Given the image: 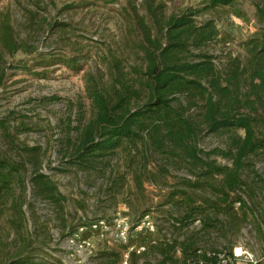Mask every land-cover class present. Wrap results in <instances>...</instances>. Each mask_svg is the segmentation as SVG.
<instances>
[{
    "label": "rangeland",
    "instance_id": "1",
    "mask_svg": "<svg viewBox=\"0 0 264 264\" xmlns=\"http://www.w3.org/2000/svg\"><path fill=\"white\" fill-rule=\"evenodd\" d=\"M93 1L0 0V15L9 18L15 40L25 46L23 53L5 57L1 67L4 78L0 80V121L6 130L0 128V149L22 164L26 192H20L15 185L11 196L0 201V263L12 259L18 249L25 247L24 255L31 257V264H77L79 250L70 242L71 238L80 227L104 221L108 230L88 231L84 235L91 243V249L86 252L88 264H120L126 250L117 237L120 229L114 227V223H127L129 240L140 244L144 233L139 234L135 228L147 215L156 229V234L150 235L151 241L176 242V258L182 257V243L191 246L192 251L218 254L245 244L262 257L264 154L246 161L240 174L242 186L231 195L228 205L212 190H197L194 207L199 206L203 198L218 204L188 219L189 204L181 203L180 197L171 193L184 188L179 180L196 178L187 167L176 164V159L169 163L167 158L156 154L148 171L153 175L160 173V168L167 169L166 183L149 182L148 176L143 175V191L137 189L133 174L143 163L132 167L130 164V161H144L141 155L120 151L106 160L110 163L102 172L68 164L67 142L75 140L78 129L91 117V106L84 91V73L91 72L101 84H109L114 65L112 51L123 48L126 39L124 14L133 17L135 11L144 14L143 0H105L108 1L106 7L100 4L86 9L77 6ZM158 1L166 4L168 13L201 7V0ZM254 14L253 3L242 1L232 10L204 12L196 21H216L223 45L210 49L214 55L219 56L221 49L236 55L243 53L239 44L258 30ZM53 22L64 26L51 30L49 26ZM37 54L54 60L62 54L81 57L83 71L71 72L58 63L40 66L35 61ZM222 59L217 61L219 65L223 64ZM129 62L126 56L122 63L124 69H128ZM191 115L199 121V111L192 110ZM228 145V136L204 133L198 147L210 153L216 149L224 151ZM26 148H38L37 153L42 154L41 173L57 185L65 198L62 207L34 197L30 181L34 163ZM211 160L219 166H232L230 160L219 155H212ZM222 181V177H217L210 184L218 188ZM238 198L243 201L241 205L236 202ZM176 220L182 226L180 229L173 227L172 222ZM160 260V255L148 253L136 255L131 264H156Z\"/></svg>",
    "mask_w": 264,
    "mask_h": 264
},
{
    "label": "trees",
    "instance_id": "2",
    "mask_svg": "<svg viewBox=\"0 0 264 264\" xmlns=\"http://www.w3.org/2000/svg\"><path fill=\"white\" fill-rule=\"evenodd\" d=\"M242 1L253 3L257 32L239 44L243 53L235 55L221 49L220 57L214 55L210 49L223 45L221 32L215 20L198 23L197 16L219 9L232 10ZM107 3L94 0L77 6L86 9L100 4L106 7ZM142 9L143 15L137 11L134 17L124 14L126 39L123 48L112 51L114 65L110 83L101 84L91 72L84 73L91 117L78 129L75 140L67 142L66 156L69 165L102 172L110 163L106 160L120 151L141 155L144 161H130L131 167L143 163L142 168L133 171L140 191H143V175L148 176L149 182L166 183L167 169L160 168V173L153 175L148 171L156 154L167 158L169 163L178 160L176 164L187 167L196 178L179 180L184 188L171 193L180 197L181 203L189 204L188 219L218 204L203 198L194 207L197 190H212L228 205L231 195L242 186L240 174L246 161L264 154V0H201L198 9L188 7L173 13H168L162 1L143 0ZM62 26L53 22L49 28ZM24 48L15 40L9 18L0 15L1 81L5 57H15ZM37 55L35 61L40 66L58 63L71 72L83 71L81 57L62 54L54 60L45 54ZM126 56L130 60L127 70L122 66ZM221 59L223 64L219 65L217 61ZM192 110L199 111V121L192 118ZM2 125L0 121V128L6 130ZM204 133L228 136L227 149L201 151L198 145ZM26 149L34 163L30 175L34 197L62 207L65 198L57 185L41 173L42 154L37 153L38 148ZM212 155L230 160L232 166H219L211 160ZM15 161L0 149V201L11 196L16 186L26 193L22 164ZM217 177L223 181L214 188L210 181ZM236 202L241 205L243 201L238 198ZM19 214H22L20 210ZM172 224L180 229L177 220ZM150 238L149 234H142L140 244L146 245L143 254L156 253L162 257L156 264H214L216 261L217 252L192 251L191 246L183 243L182 257L176 258V242L169 243L166 239L152 242ZM24 249H18L12 259L0 264H31V257L24 255Z\"/></svg>",
    "mask_w": 264,
    "mask_h": 264
},
{
    "label": "built area",
    "instance_id": "3",
    "mask_svg": "<svg viewBox=\"0 0 264 264\" xmlns=\"http://www.w3.org/2000/svg\"><path fill=\"white\" fill-rule=\"evenodd\" d=\"M114 227L120 229V235L117 237L125 245V254L123 255L122 262L120 264H131V257L133 254L142 255L146 251L145 244H134L132 240H129L130 228L127 223H114ZM108 230V225L101 221L94 223L93 225L82 226L77 230V233L71 238L70 242L79 250V261L77 264H88L89 255L86 254L91 249V243L84 235L88 232H96L98 230ZM139 234L146 233L149 235L156 234L154 223L150 221L149 215H147L139 225L135 228ZM200 253V252H199ZM194 264V263H189ZM202 264V263H198ZM214 264H264V253L262 257L255 255L245 244H238L234 246L229 252L219 253L216 256Z\"/></svg>",
    "mask_w": 264,
    "mask_h": 264
}]
</instances>
